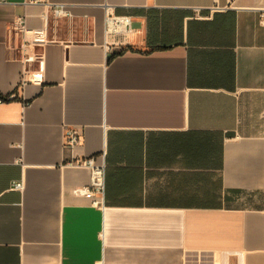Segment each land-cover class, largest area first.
Instances as JSON below:
<instances>
[{"label": "crops", "instance_id": "obj_1", "mask_svg": "<svg viewBox=\"0 0 264 264\" xmlns=\"http://www.w3.org/2000/svg\"><path fill=\"white\" fill-rule=\"evenodd\" d=\"M72 17L24 64L18 15ZM132 18L107 47L105 11ZM264 0H0V264H264ZM121 49H124L121 51ZM43 82L21 86L30 69ZM106 164L104 205L83 193ZM24 180L22 190L13 182Z\"/></svg>", "mask_w": 264, "mask_h": 264}, {"label": "built area", "instance_id": "obj_2", "mask_svg": "<svg viewBox=\"0 0 264 264\" xmlns=\"http://www.w3.org/2000/svg\"><path fill=\"white\" fill-rule=\"evenodd\" d=\"M28 2H39L41 0H27ZM46 9L42 13L45 26L42 28H31L27 25L26 15H18L11 20L7 26L9 49L14 54H19L24 64H33L35 62H43V53L38 51V47L48 42V21H51L53 27L57 26L62 18L72 17L71 12L64 6L59 4L46 3ZM262 22L264 23V11L261 13ZM105 31L107 35V47H122L127 44L130 35L134 33L132 18L128 15H119L111 7H107L105 11ZM39 71L33 73L30 69H26L23 73L21 86H25L29 81L41 84L43 75ZM5 98L0 97V102ZM82 130L80 126L71 125L66 128L64 147L70 152L71 158L68 163L88 168L90 171V181L83 186V193L93 198V203L103 206L102 196L105 191L106 183V164L98 163L94 156L72 157L75 146L80 143ZM13 188L22 190L25 187L24 180L13 182Z\"/></svg>", "mask_w": 264, "mask_h": 264}, {"label": "trees", "instance_id": "obj_3", "mask_svg": "<svg viewBox=\"0 0 264 264\" xmlns=\"http://www.w3.org/2000/svg\"><path fill=\"white\" fill-rule=\"evenodd\" d=\"M124 50V49H121V51ZM6 99V98H5Z\"/></svg>", "mask_w": 264, "mask_h": 264}]
</instances>
